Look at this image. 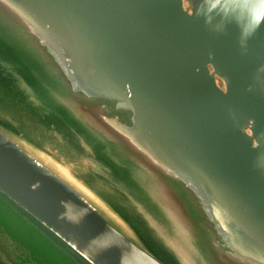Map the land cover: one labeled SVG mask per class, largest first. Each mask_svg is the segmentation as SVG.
Instances as JSON below:
<instances>
[{
  "label": "water",
  "instance_id": "1",
  "mask_svg": "<svg viewBox=\"0 0 264 264\" xmlns=\"http://www.w3.org/2000/svg\"><path fill=\"white\" fill-rule=\"evenodd\" d=\"M0 264H264V0H0Z\"/></svg>",
  "mask_w": 264,
  "mask_h": 264
}]
</instances>
